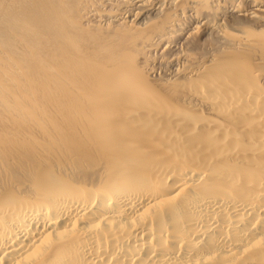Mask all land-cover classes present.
<instances>
[{"label":"bare ground","instance_id":"obj_1","mask_svg":"<svg viewBox=\"0 0 264 264\" xmlns=\"http://www.w3.org/2000/svg\"><path fill=\"white\" fill-rule=\"evenodd\" d=\"M0 264H264V0H0Z\"/></svg>","mask_w":264,"mask_h":264}]
</instances>
